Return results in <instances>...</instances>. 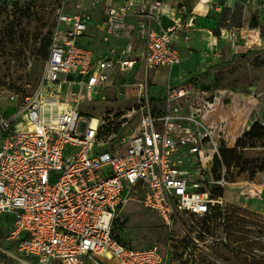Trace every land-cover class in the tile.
Listing matches in <instances>:
<instances>
[{
    "label": "built area",
    "instance_id": "obj_1",
    "mask_svg": "<svg viewBox=\"0 0 264 264\" xmlns=\"http://www.w3.org/2000/svg\"><path fill=\"white\" fill-rule=\"evenodd\" d=\"M188 10L167 0L57 1L42 89L13 94L23 104L0 113V222L12 223L16 264H166L158 246L135 249L114 235L119 211L136 202L171 227L223 210L233 185L222 153L231 135L227 119L209 121L217 98L191 81L167 86L158 102L151 96L150 74L182 62L179 34L190 42L197 22ZM20 34L34 50L39 34ZM133 74L142 75L141 126L123 145L105 128L116 114L98 118L82 106L114 77ZM256 170L248 183L264 201V161Z\"/></svg>",
    "mask_w": 264,
    "mask_h": 264
},
{
    "label": "rangeland",
    "instance_id": "obj_2",
    "mask_svg": "<svg viewBox=\"0 0 264 264\" xmlns=\"http://www.w3.org/2000/svg\"><path fill=\"white\" fill-rule=\"evenodd\" d=\"M17 1L11 6L12 0H0V113L5 116L14 114L16 106L23 104L12 102L13 94L34 96L42 89L58 0ZM228 3L220 0L218 5L230 7ZM241 5L235 9L234 18L227 16L220 22V26L232 28L228 30L230 32L223 29L222 34L234 33L235 39L229 40L227 34L224 37L220 35L219 40L225 41L222 43L224 56L221 60H214L213 66L205 67L202 64L205 59L209 64L212 61L209 50H201L202 39L196 40L194 36L191 42L182 43L181 50L178 49L182 54V63L189 56L191 61L198 64L199 70L192 71L193 76L189 80L201 95L211 100L215 98L211 86L203 85L199 77L211 73L220 75L222 67H218L219 72L212 71L223 62L222 59L238 61L234 67L233 81L239 88L246 87V115L241 116L239 123L246 120V116H251V121L258 118L264 124V0H246V5ZM91 11H86V14L95 19L96 13ZM253 20L257 21L258 28H252ZM235 26L239 30H235ZM21 30L29 39L39 34L34 50L29 42L23 44ZM216 31L212 29L213 33ZM91 37H94L92 33ZM88 42L91 46H98V40L84 41ZM44 45H48L46 57L41 55ZM182 63L172 69L161 68L150 74L151 96H157L154 102L161 99L167 86L183 84L181 81L187 71L181 67ZM192 65L195 66L194 63ZM141 78V74L114 77L110 87L102 90L95 102L82 106L84 112L98 118L116 114L105 126L112 142L120 140L126 145L140 129ZM245 80L246 86H241L240 83ZM229 102L231 100L228 98L221 99V104ZM212 115L215 112L211 114L213 118ZM236 135L231 136L229 149L238 148V144L235 145ZM239 153L241 159L238 163L227 164L233 185L226 189L228 201L221 212L213 217H184L169 227L138 203L130 202L117 213L114 235L135 249L158 246L167 257L166 264H264V201L256 196L255 187L248 183L253 181L255 165L264 161V143L256 142L255 147L250 145L244 150L239 149ZM11 227L9 221L0 223V264H16L12 254L17 251L8 241ZM114 263L109 261L105 264Z\"/></svg>",
    "mask_w": 264,
    "mask_h": 264
},
{
    "label": "crops",
    "instance_id": "obj_3",
    "mask_svg": "<svg viewBox=\"0 0 264 264\" xmlns=\"http://www.w3.org/2000/svg\"><path fill=\"white\" fill-rule=\"evenodd\" d=\"M224 2H229V6L232 8L234 7L235 4L238 2L241 4L246 5V0H223ZM169 4L172 6H176L178 4L185 5L188 9L194 10L196 15H197V22H196V29L192 33L191 41L193 37L195 36V39H202L203 43H201V50L206 51V49L209 50V52L212 54L211 56V63L209 64L208 61L203 60L202 64L209 66L213 63L214 60H221V58L224 56L223 54V44L225 43L224 39L222 41L219 40L218 37H216L212 29H217L219 19L221 18L223 7L227 6H219L220 0H214L215 5L211 10H208L206 5L203 2H200V0H167ZM218 6V7H217ZM214 10V11H213ZM135 18L130 19V24L134 23L135 24ZM164 24L167 25L169 21L167 19L163 20ZM230 32V31H226ZM226 32H223L224 34ZM239 33V32H238ZM227 34V33H226ZM239 35V34H238ZM182 34H179V39L177 42V47L181 50V45L183 44H188L189 42H185L184 39L182 38ZM190 41V42H191ZM230 46V45H229ZM227 50V48H225ZM182 55V54H181ZM182 58V57H181ZM187 61H183L182 63V68L185 69L186 74L184 75L181 83H186L189 82L190 78L193 76L191 72L193 71H198V64L194 61H191V57L187 56ZM183 60V59H182ZM223 62L221 64H217V66L214 68L212 72H219L220 69L218 67H222L223 70H226V73H223V70L220 72V75H204L199 77V79L202 81V84L205 86H211V92L215 95L217 98V105H216V110L215 115H212L213 118L211 117V114L209 116V121L210 122H218L219 117H222L223 119L228 120V127L229 131L228 133L232 135H236L235 133L241 130L240 133L236 135V140L237 144L242 135L250 128V126L255 122L258 121V118L255 120L251 121V116H246V120H242V124L244 127H242L239 123V120L241 119V116L243 117L246 115V87L239 88L237 87L238 84H236L235 81H233V78H235L233 72H234V67L236 66L238 61L235 60H229V59H222ZM195 64L193 66L192 64ZM213 66V65H212ZM176 67V66H175ZM204 67V68H205ZM203 71H205L203 69ZM218 74V73H216ZM183 84L179 85H173V86H181ZM241 86H246V80L242 81L240 83ZM166 89V88H165ZM228 98L231 100V102L225 104H221V99ZM213 112V113H214ZM237 117V118H236ZM241 126V127H240ZM0 223L5 224L6 221L2 220ZM11 245H13L14 249L16 250V246L9 242ZM11 254V253H10ZM15 254L12 255H16Z\"/></svg>",
    "mask_w": 264,
    "mask_h": 264
},
{
    "label": "trees",
    "instance_id": "obj_4",
    "mask_svg": "<svg viewBox=\"0 0 264 264\" xmlns=\"http://www.w3.org/2000/svg\"><path fill=\"white\" fill-rule=\"evenodd\" d=\"M239 7H242V5L240 3H237L234 5V7H228V6H224L223 7V11H222V15L221 18L218 22V26H217V31L214 32L213 34L216 37H220V35L222 34V30L226 29L228 30H232L231 29H227L224 28L222 26H220V22L222 20L225 19V17H230V18H234V13H235V9H238ZM254 22V23H253ZM252 22V28H258V23L257 21L253 20ZM235 30H239L238 26H235L234 28ZM48 45H44V51L41 52V55L43 57L47 56V49ZM256 142H262L264 143V124L261 123L260 121H255L250 128L242 135V137L240 138V140L238 141V148H234V149H225L223 150V157L225 160V163H238L241 159L240 157V153H239V149L244 150L246 148H248L250 145L251 147H255V143ZM259 164H256L253 171H252V177L255 176L256 172H257V168H258Z\"/></svg>",
    "mask_w": 264,
    "mask_h": 264
},
{
    "label": "bare ground",
    "instance_id": "obj_5",
    "mask_svg": "<svg viewBox=\"0 0 264 264\" xmlns=\"http://www.w3.org/2000/svg\"><path fill=\"white\" fill-rule=\"evenodd\" d=\"M98 123V119L94 118L93 125L95 126Z\"/></svg>",
    "mask_w": 264,
    "mask_h": 264
}]
</instances>
